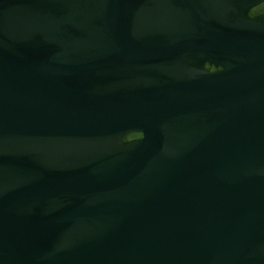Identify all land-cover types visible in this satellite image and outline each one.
Segmentation results:
<instances>
[{
  "label": "water",
  "instance_id": "95a60500",
  "mask_svg": "<svg viewBox=\"0 0 264 264\" xmlns=\"http://www.w3.org/2000/svg\"><path fill=\"white\" fill-rule=\"evenodd\" d=\"M263 2L0 0V264H264Z\"/></svg>",
  "mask_w": 264,
  "mask_h": 264
},
{
  "label": "flooded vegetation",
  "instance_id": "af4514ba",
  "mask_svg": "<svg viewBox=\"0 0 264 264\" xmlns=\"http://www.w3.org/2000/svg\"><path fill=\"white\" fill-rule=\"evenodd\" d=\"M249 15L250 16H262L264 18V2L251 8L249 11ZM204 67L210 71H213L216 69L213 65H210L208 63H205ZM139 136H140L139 133H132V134L125 136L124 139L131 140V139L139 138Z\"/></svg>",
  "mask_w": 264,
  "mask_h": 264
}]
</instances>
